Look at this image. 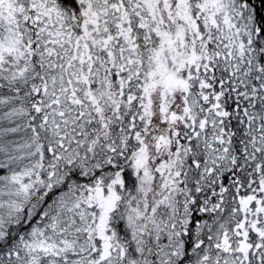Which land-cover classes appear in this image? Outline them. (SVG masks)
Masks as SVG:
<instances>
[{
	"label": "snow or ice",
	"instance_id": "6c2138e0",
	"mask_svg": "<svg viewBox=\"0 0 264 264\" xmlns=\"http://www.w3.org/2000/svg\"><path fill=\"white\" fill-rule=\"evenodd\" d=\"M0 264H264V0H0Z\"/></svg>",
	"mask_w": 264,
	"mask_h": 264
}]
</instances>
